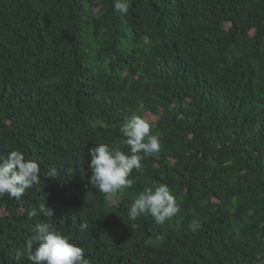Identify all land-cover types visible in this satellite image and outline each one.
<instances>
[{"label": "trees", "instance_id": "1", "mask_svg": "<svg viewBox=\"0 0 264 264\" xmlns=\"http://www.w3.org/2000/svg\"><path fill=\"white\" fill-rule=\"evenodd\" d=\"M0 264H264V0H0Z\"/></svg>", "mask_w": 264, "mask_h": 264}]
</instances>
